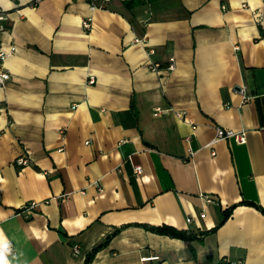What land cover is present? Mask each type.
Listing matches in <instances>:
<instances>
[{
    "label": "crops",
    "instance_id": "obj_1",
    "mask_svg": "<svg viewBox=\"0 0 264 264\" xmlns=\"http://www.w3.org/2000/svg\"><path fill=\"white\" fill-rule=\"evenodd\" d=\"M0 9V264H264V0ZM218 128L246 142L208 146Z\"/></svg>",
    "mask_w": 264,
    "mask_h": 264
},
{
    "label": "built area",
    "instance_id": "obj_2",
    "mask_svg": "<svg viewBox=\"0 0 264 264\" xmlns=\"http://www.w3.org/2000/svg\"><path fill=\"white\" fill-rule=\"evenodd\" d=\"M39 0H35V2H38ZM110 0H89V8L91 10H95V9H102L105 7V5L109 2ZM243 8L246 7V5H242ZM7 14L5 13V11H3L2 9H0V29H2V23L7 19ZM264 14H258L257 18L258 20L263 19ZM82 27L85 30H90L91 29V18H86L83 23H82ZM138 42V41H137ZM15 52V47H12L10 49V51L6 52V51H2L0 50V87H3L5 85V83L9 80L10 75L8 73V71L5 69L4 67V62L7 59V57ZM174 59L170 58L169 62L170 64L167 66V70L172 71L174 69V64H173ZM160 68V64L159 63H151L149 64V69L151 71H158ZM90 84H92L94 82L93 78H89L88 81ZM241 94L243 95V91L241 92ZM247 100L244 96H243V101ZM172 112L174 113L177 117H184L185 116V111H174L172 108H161V107H156L153 111V116L157 117L160 116L162 114H166ZM226 139H233L236 143L238 144H244L246 142V137H245V132L244 131H239V132H235L233 130H229V129H216V137L215 139L208 144L212 145L215 142L219 141V140H226ZM214 155V153H212ZM16 165L17 166H26L29 164V159L28 157H20L18 159H16ZM134 172L135 174H141L142 173V169L139 166H135L134 167ZM201 199L205 202H211L213 201L212 199H210V197L208 195H201ZM36 206V203H30L29 206L27 207V210L32 209ZM201 218H204V214H200ZM187 223H191V219L187 218L186 219ZM159 260V256L157 255H150L149 257H145L143 259V261H156Z\"/></svg>",
    "mask_w": 264,
    "mask_h": 264
},
{
    "label": "trees",
    "instance_id": "obj_3",
    "mask_svg": "<svg viewBox=\"0 0 264 264\" xmlns=\"http://www.w3.org/2000/svg\"><path fill=\"white\" fill-rule=\"evenodd\" d=\"M242 204L243 205H252L251 203H247V202H242ZM233 209H234V207L232 206L231 208H229L223 212V219L221 220L220 225L229 217V215L231 214V211ZM260 210H261V212L264 213L263 209H260ZM142 227L144 229H146L147 231L154 233V234H157V235H165V236H169L171 238H176V239H180V240H184V241H188V242H192V241L201 242L202 238L204 236L213 233L217 229V228H214V229H211L209 231L195 233L191 230H178V229L171 227V226H168V225H161V226L143 225ZM97 250H98V248L93 249L86 256L84 264H90L91 263L93 256ZM218 264H226V263L220 261Z\"/></svg>",
    "mask_w": 264,
    "mask_h": 264
}]
</instances>
